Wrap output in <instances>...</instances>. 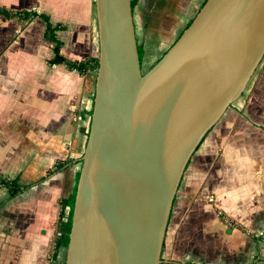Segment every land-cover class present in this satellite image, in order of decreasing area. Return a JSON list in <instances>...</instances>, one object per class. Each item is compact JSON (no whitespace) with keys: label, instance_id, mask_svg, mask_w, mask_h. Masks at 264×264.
<instances>
[{"label":"crops","instance_id":"crops-1","mask_svg":"<svg viewBox=\"0 0 264 264\" xmlns=\"http://www.w3.org/2000/svg\"><path fill=\"white\" fill-rule=\"evenodd\" d=\"M204 1L181 0L180 9ZM135 2V36L147 71L167 49H145L135 8L146 0ZM0 7L33 9L62 25L56 36L64 57L98 56L94 0H0ZM154 7L144 10L156 13ZM44 28L39 18L0 19V176L24 187L9 197L0 185V264H49L89 130L96 71L81 75L49 65L54 42ZM217 209L239 227L227 228ZM57 257L64 259V247ZM160 264H264V62L191 156L172 201Z\"/></svg>","mask_w":264,"mask_h":264},{"label":"water","instance_id":"water-1","mask_svg":"<svg viewBox=\"0 0 264 264\" xmlns=\"http://www.w3.org/2000/svg\"><path fill=\"white\" fill-rule=\"evenodd\" d=\"M99 53L64 264H160L182 174L264 57V0H205L142 70L131 0H94Z\"/></svg>","mask_w":264,"mask_h":264},{"label":"trees","instance_id":"trees-1","mask_svg":"<svg viewBox=\"0 0 264 264\" xmlns=\"http://www.w3.org/2000/svg\"><path fill=\"white\" fill-rule=\"evenodd\" d=\"M135 3H136L135 0H131L132 9L134 8ZM13 17H16L18 20L25 21V22H31L35 18H39L44 22L45 28H44L43 36L54 42V45L52 47L53 57L50 60H48L49 65L61 63L65 65V67L68 69L77 70L81 75H85L89 71L97 70V67H98L97 57H88L82 60H70L61 54L60 52L61 42L56 36V31L61 29L63 26L60 24L53 25L49 21V17L46 14L38 13L37 11L33 9L9 10L5 7H0V19L2 18V19L8 20ZM190 21L186 24V26L190 23ZM138 53H139V58L141 59V53L139 49H138ZM78 176H79V172L76 175V183H77ZM76 183H75V187H74L71 197L68 200H66L64 204L62 203L61 205L62 206L61 209L67 207L68 211L65 214V218H66L65 221L61 220L62 212L60 213V216H59L60 223L53 237V244H52L50 255H49V264H64V259L59 260L57 255H58L59 248L60 247L66 248L67 243H68V234H69L70 227H71V216H72V209H73L74 197H75V191H76ZM0 185L8 189L9 197H13L14 195L21 192L24 189V187L19 186V184H17L15 178L13 179L3 178L0 176Z\"/></svg>","mask_w":264,"mask_h":264},{"label":"rangeland","instance_id":"rangeland-1","mask_svg":"<svg viewBox=\"0 0 264 264\" xmlns=\"http://www.w3.org/2000/svg\"><path fill=\"white\" fill-rule=\"evenodd\" d=\"M152 2L155 5L153 11L156 10V13H150L144 10L147 9L148 5ZM167 2L170 3V7H168L169 5ZM201 5L202 3L194 6L192 5L189 11H182L180 9H183L181 0H146L145 5L136 7L137 31L144 42L145 49H154L158 47H163L165 48L164 50L168 49L177 36L183 31L186 23L195 16ZM165 8L168 9L164 10ZM140 53L142 55L141 51ZM263 62L264 57L251 77L248 83L249 85L253 82V78H255L257 72L263 68Z\"/></svg>","mask_w":264,"mask_h":264},{"label":"built area","instance_id":"built-area-1","mask_svg":"<svg viewBox=\"0 0 264 264\" xmlns=\"http://www.w3.org/2000/svg\"><path fill=\"white\" fill-rule=\"evenodd\" d=\"M208 203H213L214 202V199L213 197H209L207 199ZM219 219L220 221L229 229H235V228H238L239 227V222H237L236 220H234L233 218L227 216V215H224L222 214V212L220 210H216V214H215ZM247 233H249V231H247Z\"/></svg>","mask_w":264,"mask_h":264}]
</instances>
